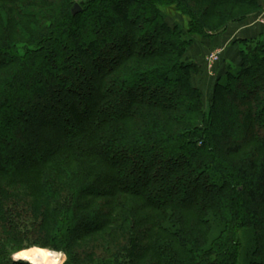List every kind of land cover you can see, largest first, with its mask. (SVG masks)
Segmentation results:
<instances>
[{
  "label": "trees",
  "instance_id": "1",
  "mask_svg": "<svg viewBox=\"0 0 264 264\" xmlns=\"http://www.w3.org/2000/svg\"><path fill=\"white\" fill-rule=\"evenodd\" d=\"M262 8L0 0V264H264V32L190 55Z\"/></svg>",
  "mask_w": 264,
  "mask_h": 264
},
{
  "label": "crops",
  "instance_id": "2",
  "mask_svg": "<svg viewBox=\"0 0 264 264\" xmlns=\"http://www.w3.org/2000/svg\"><path fill=\"white\" fill-rule=\"evenodd\" d=\"M263 32L264 24L258 22L257 19H254L242 24H233L229 26L228 29L221 35H217L207 41L205 40L198 42L193 49L194 52H192V50L190 52L193 55L192 56L190 54L191 57H194V59H198L199 61L201 60L202 62L203 58H205V55H207L210 50H218L217 52H220L222 55L221 63L218 64V62H216L212 68L205 70L203 81L200 84L201 88L203 89L202 86L206 84L205 88H210V92L214 83V77L216 76L215 74H218V72H223L225 66L227 65L226 62H230V60H232L234 63H238V48L232 44L235 39H248L256 37Z\"/></svg>",
  "mask_w": 264,
  "mask_h": 264
},
{
  "label": "rangeland",
  "instance_id": "3",
  "mask_svg": "<svg viewBox=\"0 0 264 264\" xmlns=\"http://www.w3.org/2000/svg\"><path fill=\"white\" fill-rule=\"evenodd\" d=\"M262 5H263V8H262V10H261V13L259 12L258 14H253L249 19H247V20H245L243 23H245V22H248V21H250V20H254V19H257L258 20V22H260V23H263L264 24V0H262ZM226 8L227 9H230V6H226ZM177 18H180L179 16H174V17H170L169 18V20H170V22H173V21H175ZM132 19V18H131ZM138 23V22H137ZM242 24V23H241ZM231 25H233V24H231ZM230 25V26H231ZM222 34V32H220V33H218V34H216L215 36H217V35H221ZM215 36H213V37H215ZM196 46V45H195ZM195 46L193 47V49L195 48ZM193 49H192V52H194L193 51ZM218 51V50H217ZM216 50H210L208 53H207V55H205V58H203V60H202V63L204 62V60H205V65H204V68L206 69V70H209L210 68H212L213 67V65L212 66H210L209 64H208V58H211L210 56L211 55H213V54H215V53H217L218 54V56H220V57H218V60L217 61H215L214 62V64L216 63V62H218V64L219 63H221V53L220 52H217ZM191 52V51H190ZM191 55H192V53H190ZM61 54H60V52H58L57 54H56V56H57V58H58V56H60ZM194 55H196V54H194ZM193 56V55H192ZM194 58V57H193ZM201 61V60H200ZM230 62L233 64V65H236L237 63H234L232 60H230ZM221 71V70H220ZM218 73H221V72H218ZM205 73H201L199 76H197V79H196V82L197 83H199V84H201L202 83V81H203V75H204ZM92 74L91 73H87V77H90ZM216 76L218 75V74H215ZM214 75V76H215ZM216 76L214 77V80H215V78H216ZM206 85V84H205ZM205 85L204 86H202L203 87V92H204V95H205V101L207 102V100H208V98H209V95H210V92H209V89L210 88H208V89H206L205 88ZM40 88H41V86H40ZM164 89V88H163ZM158 167V166H157ZM159 168L161 169H164L165 171L166 170H168L167 168H166V165L165 166H159ZM168 175H167V173L165 172V175L163 174L162 176H160L161 178L159 179V180H164V179H167L168 177H167ZM200 193H205V190L204 189H200ZM34 248H38V249H43V250H45L51 257H52V259H54V261H55V264H62L64 261H65V259H66V256L64 255V253L63 252H61V251H56V250H52V249H48V248H41V247H38V246H32V247H30V248H27V249H24V250H21V251H26V250H28V249H34ZM21 251H19V252H21ZM18 253V252H17ZM19 256H23L21 253L19 254ZM14 259H16V260H24V259H18V258H16L15 257V255H14ZM24 261H26V260H24ZM27 262H29V261H27ZM29 263H31V264H35V263H33V262H29Z\"/></svg>",
  "mask_w": 264,
  "mask_h": 264
},
{
  "label": "bare ground",
  "instance_id": "4",
  "mask_svg": "<svg viewBox=\"0 0 264 264\" xmlns=\"http://www.w3.org/2000/svg\"><path fill=\"white\" fill-rule=\"evenodd\" d=\"M23 258L35 264H55L54 259L43 249H28L20 252Z\"/></svg>",
  "mask_w": 264,
  "mask_h": 264
},
{
  "label": "built area",
  "instance_id": "5",
  "mask_svg": "<svg viewBox=\"0 0 264 264\" xmlns=\"http://www.w3.org/2000/svg\"><path fill=\"white\" fill-rule=\"evenodd\" d=\"M210 57L211 58H208V64L210 66H212V65H214V62L217 61L218 60V57H220V56H218V54L215 53V54L211 55Z\"/></svg>",
  "mask_w": 264,
  "mask_h": 264
},
{
  "label": "water",
  "instance_id": "6",
  "mask_svg": "<svg viewBox=\"0 0 264 264\" xmlns=\"http://www.w3.org/2000/svg\"><path fill=\"white\" fill-rule=\"evenodd\" d=\"M80 11H81V7H80V5L77 3V4L75 5L74 9H73V12L76 14V13H78V12H80Z\"/></svg>",
  "mask_w": 264,
  "mask_h": 264
}]
</instances>
